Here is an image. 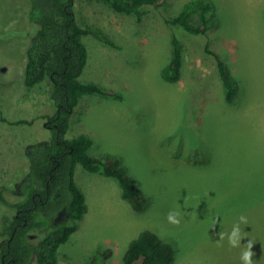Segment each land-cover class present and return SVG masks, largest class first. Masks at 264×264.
<instances>
[{
  "label": "rangeland",
  "instance_id": "rangeland-1",
  "mask_svg": "<svg viewBox=\"0 0 264 264\" xmlns=\"http://www.w3.org/2000/svg\"><path fill=\"white\" fill-rule=\"evenodd\" d=\"M191 1L146 6L139 22L102 0H76L81 27L101 35L83 38L80 79L113 94L83 95L67 138L87 135L92 156L116 158L145 204L134 209L117 179L78 166L86 209L58 264H90L97 251L111 252L104 264H122L144 231L172 248L173 264H243L249 241L253 264H264V0H200L213 5L215 21L198 36L168 23ZM29 12L30 0H0V192L12 202L29 170L26 147L50 139L43 117L56 110L50 95L24 85ZM190 23L201 24L199 11ZM175 36L181 77L168 81ZM211 52L230 73L231 101ZM170 211L180 213L179 225L168 222ZM14 214L0 200V220ZM237 223L241 242L231 247Z\"/></svg>",
  "mask_w": 264,
  "mask_h": 264
},
{
  "label": "trees",
  "instance_id": "trees-1",
  "mask_svg": "<svg viewBox=\"0 0 264 264\" xmlns=\"http://www.w3.org/2000/svg\"><path fill=\"white\" fill-rule=\"evenodd\" d=\"M102 1L115 12L135 16L141 22L146 6H165L169 0ZM198 11L201 24L193 26L190 18ZM29 21L30 43L24 85L28 91L50 95L56 110L53 115L43 117L45 127L52 132L50 139L26 147L29 170L17 183L15 194L18 201L12 202L4 191L0 192L1 202L15 212L0 220V264H58L60 247L76 230V220L86 209L85 195L76 183L78 166L117 179L123 197L134 209L141 211L145 204L144 197L134 188L116 158L92 156L93 140L87 135L67 138L70 118L83 95L108 97L113 94L99 85L80 80L88 60L83 38L89 34L101 35L81 27L76 15V0H30ZM214 21L213 5L193 0L168 23L198 36L205 35ZM172 45V58L163 75L168 81H178L183 51L176 36ZM211 54L216 58L226 99L231 101L235 86L230 73L219 55ZM18 123L31 125L34 120ZM61 211L66 216L57 223ZM30 235L35 236L33 242ZM110 253L97 251L90 264H104ZM122 264H173L172 248L151 231H144L130 243Z\"/></svg>",
  "mask_w": 264,
  "mask_h": 264
},
{
  "label": "clouds",
  "instance_id": "clouds-1",
  "mask_svg": "<svg viewBox=\"0 0 264 264\" xmlns=\"http://www.w3.org/2000/svg\"><path fill=\"white\" fill-rule=\"evenodd\" d=\"M180 213L176 211H170L167 215V220L169 223L174 225H179L180 219H179ZM240 223H247V218L243 215L239 217ZM221 239H223V236H221ZM241 242V229L239 226V223L235 224L232 228V231L230 234H228V243L231 247H237L239 246ZM253 243L249 241L247 244V249L242 251L240 259L243 262V264H253L252 257L254 253L252 252Z\"/></svg>",
  "mask_w": 264,
  "mask_h": 264
},
{
  "label": "flooded vegetation",
  "instance_id": "flooded-vegetation-1",
  "mask_svg": "<svg viewBox=\"0 0 264 264\" xmlns=\"http://www.w3.org/2000/svg\"><path fill=\"white\" fill-rule=\"evenodd\" d=\"M65 214H66V213H65L64 211L59 212V215H58L57 218H56V222H57V223H58V222H61L62 218H63L64 216H66ZM30 237H31L32 242H33L35 236H33V235L31 236V235H30ZM32 260H35L34 257H33ZM33 263H34V261H33ZM3 264H8V263L4 262ZM34 264H35V263H34Z\"/></svg>",
  "mask_w": 264,
  "mask_h": 264
},
{
  "label": "crops",
  "instance_id": "crops-1",
  "mask_svg": "<svg viewBox=\"0 0 264 264\" xmlns=\"http://www.w3.org/2000/svg\"><path fill=\"white\" fill-rule=\"evenodd\" d=\"M81 78V77H80ZM81 80V79H80Z\"/></svg>",
  "mask_w": 264,
  "mask_h": 264
}]
</instances>
